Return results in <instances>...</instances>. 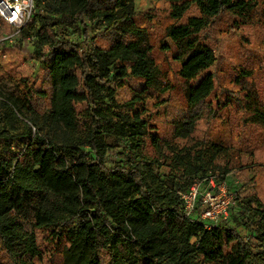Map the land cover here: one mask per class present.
Returning <instances> with one entry per match:
<instances>
[{
  "label": "trees",
  "instance_id": "obj_1",
  "mask_svg": "<svg viewBox=\"0 0 264 264\" xmlns=\"http://www.w3.org/2000/svg\"><path fill=\"white\" fill-rule=\"evenodd\" d=\"M166 1L174 23L161 49L178 65L182 104L131 5L46 0L35 8L43 83H27L21 97L0 83V264H264V195H241L255 181L235 179L243 175L236 146L208 135L225 109L240 143L247 129H264L253 68L237 69V91H218L217 79L225 29L236 36L257 25L264 46V0ZM73 27L79 40L59 36ZM248 44L241 56L261 54ZM127 81L138 88L118 101ZM210 178L233 195V222L184 215L179 193ZM241 227L252 229L247 238Z\"/></svg>",
  "mask_w": 264,
  "mask_h": 264
},
{
  "label": "rangeland",
  "instance_id": "obj_2",
  "mask_svg": "<svg viewBox=\"0 0 264 264\" xmlns=\"http://www.w3.org/2000/svg\"><path fill=\"white\" fill-rule=\"evenodd\" d=\"M46 0H36L37 5L43 6ZM124 5H131L136 16L134 18L135 24L148 32L151 42L154 45V58L157 66L164 75V81L170 82L173 99L182 104L184 102L181 86L176 79L175 70L178 65L171 61V57L165 54L161 45L164 41L166 30L174 23L170 17L171 2L166 0H120ZM33 27L25 30L21 36L13 41H7L0 44V83L10 93L16 96H22L25 91V85L37 82L41 86L44 80V64L36 56L40 47L37 45V30L38 25L33 20ZM59 36H63L71 40H79L80 35L75 27L68 29L57 30ZM10 28L3 27L0 37L11 33ZM260 29L257 25L241 26L236 36H232L228 29H225L223 38H225V53L226 60L219 65L217 69L218 91L220 89L232 88V80L238 68L245 66L248 63L255 71V82L264 96V68L260 67V62H264V46L257 41ZM244 40L249 41V46L255 50L260 51V55H251L249 58L240 55V51L246 47ZM137 83L127 81L121 83L116 91L118 101H123L137 89ZM141 88V87H139ZM149 108L155 99L150 94L147 96ZM215 100V95L211 97ZM163 115L164 109H159ZM154 112H157L155 109ZM240 116V115H239ZM239 132L229 126V112L225 109L214 120L212 126L208 130L209 137L221 144H234L236 148L231 155L236 161L238 169L241 170V177L234 176L235 179L240 180L243 184L246 181L253 180L255 185H248L241 195L245 196L253 192H260L264 195V129L258 128L254 133L247 129L244 140L239 142ZM119 160L118 156L112 153L111 159ZM198 185L196 188L200 195L209 192L206 196L207 202L202 201L201 205L195 212L196 216L203 219V214L207 210L212 211V216L215 219L221 216L224 209H228L227 218L229 222H233V216H237V209L232 208L233 195L230 194L228 188L224 185L215 183V187L211 188L206 182L196 181ZM242 184V185H243ZM235 205V204H233ZM221 219H219L220 221ZM247 220V219H245ZM243 236H247L251 232V228H240ZM38 264H44L38 262ZM55 264H61V260L55 261ZM220 264V263H211Z\"/></svg>",
  "mask_w": 264,
  "mask_h": 264
},
{
  "label": "built area",
  "instance_id": "obj_3",
  "mask_svg": "<svg viewBox=\"0 0 264 264\" xmlns=\"http://www.w3.org/2000/svg\"><path fill=\"white\" fill-rule=\"evenodd\" d=\"M35 8L36 0H0V33L4 26L12 30L11 33L0 37V44L13 41L22 35L33 20ZM215 183L213 178L208 181L211 188L216 186ZM197 186L196 184L189 191L179 193L184 203L183 212L185 216H192L198 208L199 200L207 202L206 196L210 195L209 192L200 195ZM222 213L215 219V216L211 215L212 211L207 210L202 216L203 219L219 223L227 219L228 209H224ZM219 219L221 220L219 221Z\"/></svg>",
  "mask_w": 264,
  "mask_h": 264
}]
</instances>
